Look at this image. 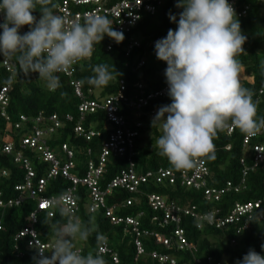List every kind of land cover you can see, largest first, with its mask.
Instances as JSON below:
<instances>
[{
    "label": "trees",
    "instance_id": "obj_1",
    "mask_svg": "<svg viewBox=\"0 0 264 264\" xmlns=\"http://www.w3.org/2000/svg\"><path fill=\"white\" fill-rule=\"evenodd\" d=\"M115 1L117 0H109L110 3ZM52 3L55 5V14L59 15L58 5L60 0H52ZM174 4L175 0H162L161 6L158 7L155 14L143 13L138 25L131 32L123 34L124 39L121 43L114 44L111 49H108L111 39L105 36L99 44L94 45L92 56L89 59L76 63L74 78L82 82L86 95L101 98L115 93L119 89V81L121 79L125 80L126 93L130 96L136 93L135 84L138 81L146 84L147 91H156L163 88L166 84L164 76L166 64L161 63L156 58L153 49L147 45V42L152 38L166 36L170 28L175 29L176 25L169 21L167 15L169 12L175 14L181 10L174 7ZM239 4L250 5L246 16H237L242 34L247 35L242 45L243 51H240L236 57L240 63V68L243 67L242 69H244L240 83L242 87L249 89L255 94L261 87L264 78V7L260 0H239ZM32 14L37 18L40 16L38 9ZM26 27L28 28V25L22 26L20 32ZM131 37L142 40V47L135 48L127 56L125 46ZM152 55L155 57L154 59L151 57ZM143 57L146 59V64L141 68H136L137 61ZM11 60L15 62L14 58H11ZM97 64L107 65L113 73L112 81L103 88L93 87L86 82L87 78L94 74L92 69ZM11 75L13 79L9 82ZM57 75L61 86L55 91H50L45 87L44 82L38 78L37 73L25 76L17 63L13 73L4 69L1 70L0 88L7 84L11 85L9 91L10 105L8 107L11 118L6 120L0 115V139L3 143L4 140L12 138L15 141V145L19 147L20 132L15 128V124L19 120L20 114L33 117L39 112H42L44 116L57 113L62 118L63 126L53 134L49 144L52 148L57 149L58 144L61 142L69 143L76 150L74 158L76 168H72V172L82 176L84 174L85 164L83 163H85L86 159V149L91 148L96 153L102 144V140H105L107 136V133H105L107 132L106 114L103 110H98L95 113L88 114L84 122L86 127L101 131L100 136L90 141L83 137H76L74 126L79 121L77 111L79 99L74 93L69 78L62 73ZM90 90L92 91L91 94L88 93ZM253 101L256 105L257 118L264 117V91ZM170 102L169 97H164L163 99L162 97H156L151 100L145 110H157L161 105ZM124 113L127 116V120L132 123L134 121L132 112L124 109ZM67 114L73 116V121L66 120ZM151 119L147 116L139 118L142 126L138 129V135L134 139L135 154L133 157L137 171L143 172L165 167L179 174L180 171L174 169L167 158L159 154L156 140L162 132H159L158 126H151ZM233 130L231 134L224 130L218 131L212 141L215 146V158L212 160L204 158L210 170L211 176L208 182L211 186H222L227 181L238 183L242 178L243 165L239 160L241 157L247 156V151L242 146L244 134L236 127ZM149 135L151 138L146 139ZM259 141L264 142V132L253 140V142ZM1 145L0 193L2 199L7 202L9 199L17 198L19 195L16 186L24 181L25 170L22 164H17L13 161L12 155L2 151ZM26 152L33 158L34 164L38 168L37 173L41 175L43 165L39 164L37 157H34L32 152L29 150H26ZM127 165L126 157L111 156L105 165V171L100 183L105 186ZM3 170L7 171V174H2ZM263 181L264 164L255 170L249 171L246 175L248 189L226 193L220 202L211 203L204 200L202 192L182 185L181 180L174 184H170L168 181L157 183L154 180H150L140 187L143 192L141 199L134 201L130 206L121 208L118 213L135 217L142 212L139 223L140 228L149 227L154 230H160L163 234H168L171 226L161 228L155 224L156 222L152 221L154 211L148 203L147 194L160 193L166 195L169 201H174L181 205L196 204L198 209L202 211L217 206L221 209L223 208V212L227 213L237 201L244 202L261 197L264 193ZM70 185H72L71 181L58 176L48 182L44 194L46 196L60 195ZM77 193L79 198L78 217L81 220H87L90 216L92 217L97 226L100 242L107 241L109 246L117 252L120 259L119 264H157L149 255L141 256L139 260L135 259V234L131 226L111 224L103 210L89 212L87 207L89 194L85 185L78 184ZM134 194L130 193L126 188L117 187L112 190L106 200L110 205ZM35 206L36 203L32 199H26L19 205L13 204L12 206L0 207V223L2 224V229L0 230V264H33L32 258L36 254V249L28 245V237L16 240L15 236L19 230L29 224V214ZM260 213L264 214V206L256 211V215ZM38 217L35 228L39 238L44 243H53L54 237L48 225L63 223L65 218L58 214V209L52 218L45 212L40 213ZM250 222V227L240 235H236L232 228L221 230L206 225L202 229H197L195 219L190 216L182 218V227L187 238L198 245L197 253L199 256L205 259L211 255L217 260L232 263L242 258L250 248L264 255V250L261 249V245L264 242V221L254 217ZM232 239H235V241L232 242ZM142 240L147 251L155 248L163 250L149 236H144ZM99 246L97 244V233H93L87 242H76V248L80 249L81 254H95ZM50 249L47 248L46 250ZM168 252L174 256L178 264H186L191 261L188 251L175 250L174 248ZM45 254L50 255V252ZM103 257L106 264H111V256L109 254L103 255Z\"/></svg>",
    "mask_w": 264,
    "mask_h": 264
},
{
    "label": "built area",
    "instance_id": "obj_2",
    "mask_svg": "<svg viewBox=\"0 0 264 264\" xmlns=\"http://www.w3.org/2000/svg\"><path fill=\"white\" fill-rule=\"evenodd\" d=\"M260 1L264 7V0ZM229 2L238 17L247 15L250 9L249 4L241 5L239 0H229ZM161 3L162 0H117L113 3H110L109 0H60L58 11L59 15L63 16L68 22L82 19L90 14L105 15L112 22L113 28L124 34L131 32L138 25L144 12L155 14ZM28 30L27 27L24 28L21 34ZM245 36L247 37V35ZM158 39L160 37L149 39L147 42V45L153 51L154 42ZM110 41L108 49H111L116 44L113 40ZM140 47H142V40L131 37L125 46L126 55L129 56L135 48ZM159 61L166 64L161 60ZM145 64L146 59L143 57L137 61L135 67L141 68ZM75 65L64 72H60L69 78L74 93L79 99L77 106L79 121L74 126V133L76 137H83L88 141L100 136L101 131L86 127L84 122L88 114L103 110L106 114L107 132L105 133H107V136L105 140H102V144L96 153L91 148L86 149V159L85 163H83L85 164L84 174L79 176L72 172V168H76L74 160L76 150L69 143L61 142L58 144L60 153H57L56 149L49 144L53 134L63 126L62 118L57 113L44 116L42 112H39L33 117L26 114L19 115V120L15 124V128L20 132L19 147L15 145V141L12 138L4 140L3 143L0 139V144H2V151L12 155L15 163L22 164L25 170V177L24 181L16 186L19 191L17 198L9 199L5 202L0 193V207L12 206L13 204L19 205L26 199H32L36 206L29 214V224L19 230L15 239L28 237V245L30 247L50 249L52 243L42 242L35 228L39 214L45 212L52 218L55 216L57 209L63 207L71 210L78 217L79 198L77 185L83 184L88 189L89 201L87 202V207L89 212L103 210L111 224L131 226L135 234L136 260H139L141 256L149 255L157 264H178L174 256L168 252L175 248V250L189 252L191 261L186 264H235L234 262L229 263L217 260L211 255L205 259L199 256L197 253L198 245L190 241L185 234V230L182 227V218L190 216L195 219L197 229H202L206 225L221 230L232 228L236 235H240L250 227V221L254 217L264 221V214L256 215V211L264 206V193L257 199L235 202L227 213L223 212V208L221 209L217 206L202 211L198 209L196 204L181 205L177 202L169 201L166 195L160 193L147 194L148 203L154 211L152 221L156 222L155 224L161 228L171 226L168 234H163L160 230H154L149 227L140 228L139 223L142 212L134 217L133 215H121L118 210L132 205L134 201H139L143 196L140 187L150 180H154L157 183L168 181L170 184L181 180L182 185L202 192L204 200L211 203L220 202L226 193L248 189L246 175L249 171L255 170L264 164V142H253L254 139L263 134L264 130L255 136L244 135L243 137L242 146L247 151V156H243L239 160L243 165V169L242 178L238 183L227 181L222 186L209 185L208 180L211 174L204 158L198 160L195 169L180 170L179 174L165 167L138 172L133 157L135 154L134 139L138 135V129L142 126L139 118L144 116L152 118L155 115L156 109L145 110V108L153 98L162 97L163 99L168 97L167 84L156 91H147L146 84L138 81L135 84L136 93L130 96L126 93L125 80L121 79L117 92L101 98L89 97L84 92L82 82L74 78ZM15 67L16 63L11 58H0V73L2 69L13 73ZM12 79L13 76L11 75L10 80ZM10 86V84H7L0 88V115L6 120L11 118L8 112ZM263 91L264 78L258 92H255V94L251 92L252 100L258 98ZM88 93L91 94L92 91L90 90ZM124 109L132 112L134 117L132 123L127 120ZM65 118L67 121H73L71 114H67ZM233 129H235V126L230 122L226 123L223 128L228 134H231L234 131ZM26 150L32 152L33 156L37 157L39 164L43 165L41 175H38V168H36L33 158ZM111 156L126 157L128 165L103 186L100 180L105 171V165ZM248 159L250 160L249 162ZM1 173L5 175L7 171L3 170ZM58 176L68 179L72 185L67 187L60 195L46 196L44 193L48 182ZM117 187L126 188L130 193L135 194L109 205L106 200L107 196ZM1 229L2 224L0 223ZM144 236L151 237L155 244L163 250L155 248L147 251L142 240ZM231 241L234 242L235 239ZM98 251L102 255L109 254L111 256V264L120 263L117 252L109 246L107 241H103L100 244Z\"/></svg>",
    "mask_w": 264,
    "mask_h": 264
},
{
    "label": "clouds",
    "instance_id": "obj_3",
    "mask_svg": "<svg viewBox=\"0 0 264 264\" xmlns=\"http://www.w3.org/2000/svg\"><path fill=\"white\" fill-rule=\"evenodd\" d=\"M174 7L181 10L167 15L175 29L154 42L156 58L166 63L171 102L157 109L151 126L162 130L156 140L159 154L180 171L195 169L200 158H215L212 141L226 123L255 136L264 130V117L257 118L252 93L238 78L236 57L246 36L229 0H175ZM54 8L52 0H0V58H14L25 76L37 73L50 91L61 86L57 74L89 59L105 36L116 44L124 39L105 15L68 22ZM37 9L39 18L32 14ZM24 25L29 30L21 34ZM92 71L86 82L93 87H106L113 79L105 64ZM58 214L64 222L48 225L52 247H36L33 264H106L99 251L81 254L76 248L77 241L87 242L93 233L100 245L92 217L81 220L63 207ZM235 264H264V255L250 248Z\"/></svg>",
    "mask_w": 264,
    "mask_h": 264
},
{
    "label": "rangeland",
    "instance_id": "obj_4",
    "mask_svg": "<svg viewBox=\"0 0 264 264\" xmlns=\"http://www.w3.org/2000/svg\"><path fill=\"white\" fill-rule=\"evenodd\" d=\"M153 59L155 58L153 55L151 56ZM149 58H150V56H149ZM243 68V67H242ZM242 68H240V70H239V74H238V78H239V80H240V82H241V80H242V76H243V72L242 71H244V69H242ZM158 129H159V132H162V130L159 128V126H158ZM148 138H151L150 137V135L146 138V139H148ZM56 152L57 153H60V149L59 148H57L56 149ZM235 263V262H234Z\"/></svg>",
    "mask_w": 264,
    "mask_h": 264
}]
</instances>
